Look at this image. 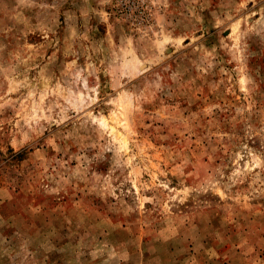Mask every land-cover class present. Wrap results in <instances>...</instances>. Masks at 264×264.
<instances>
[{"label":"rangeland","instance_id":"374dc122","mask_svg":"<svg viewBox=\"0 0 264 264\" xmlns=\"http://www.w3.org/2000/svg\"><path fill=\"white\" fill-rule=\"evenodd\" d=\"M0 264H264V0H0Z\"/></svg>","mask_w":264,"mask_h":264}]
</instances>
